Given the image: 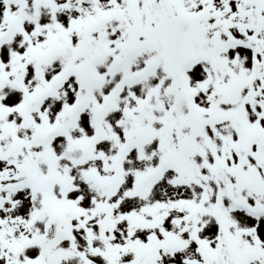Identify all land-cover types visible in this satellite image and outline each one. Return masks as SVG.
<instances>
[{"label":"snow or ice","instance_id":"6c2138e0","mask_svg":"<svg viewBox=\"0 0 264 264\" xmlns=\"http://www.w3.org/2000/svg\"><path fill=\"white\" fill-rule=\"evenodd\" d=\"M0 264H264V0H0Z\"/></svg>","mask_w":264,"mask_h":264}]
</instances>
